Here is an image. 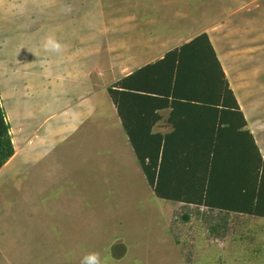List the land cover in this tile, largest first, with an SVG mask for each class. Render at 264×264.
<instances>
[{
  "label": "rangeland",
  "instance_id": "1",
  "mask_svg": "<svg viewBox=\"0 0 264 264\" xmlns=\"http://www.w3.org/2000/svg\"><path fill=\"white\" fill-rule=\"evenodd\" d=\"M53 28L104 73L120 49L143 62L205 31L264 161V0H0V57L19 58L7 67L23 73L1 102L15 116L27 110L10 120L14 152L0 168V264H80L93 251L106 264H264V217L154 195L132 147H121L110 75L93 83L102 114L93 109L66 139L33 145L47 115L35 122L40 108L29 102Z\"/></svg>",
  "mask_w": 264,
  "mask_h": 264
},
{
  "label": "trees",
  "instance_id": "2",
  "mask_svg": "<svg viewBox=\"0 0 264 264\" xmlns=\"http://www.w3.org/2000/svg\"><path fill=\"white\" fill-rule=\"evenodd\" d=\"M106 90L155 196L264 217V161L205 31ZM166 107L173 129L153 131ZM9 128L0 104V168Z\"/></svg>",
  "mask_w": 264,
  "mask_h": 264
},
{
  "label": "crops",
  "instance_id": "3",
  "mask_svg": "<svg viewBox=\"0 0 264 264\" xmlns=\"http://www.w3.org/2000/svg\"><path fill=\"white\" fill-rule=\"evenodd\" d=\"M51 34H56V29L54 30L53 28ZM56 36L59 37L58 39L65 37L67 38V41L66 38L65 40L63 39V41L61 40L62 43H65L67 45V48L62 54L58 56L57 55H52L49 57L47 56L48 58H44L37 63V67L39 68V70H36L37 72L35 75L37 76V80L39 81V88H38L39 95H37L39 97L37 98L35 96L36 99L32 98L31 102H29V105L31 104L40 108L36 111L38 113L34 115L35 118L32 117V119L35 122L39 123L38 121H40L44 115L45 116L47 115L46 118H44L43 120L44 122L42 121L43 124H41V126L37 130V133L39 135L35 134L34 132V134L37 135L35 136L33 142L34 146H42L45 145L46 142L52 144L53 143L51 142L52 138L56 142L61 139H66L68 133L78 130V128L83 124L84 118L86 120L89 112H92L93 109L96 110L97 112H99L98 110H100L101 114L104 112L105 101L102 97L98 98L99 96L98 93L103 90L101 86L100 89L95 90L93 87L94 82L97 84L103 83L104 82L103 80H105V75H107V77L108 75H110L112 79L110 84H113L122 77L131 74L136 69H139L140 67L148 63H153L156 60L161 59L164 56L165 52L185 42L184 41L182 43L165 47L163 50H161V52H159L155 56L147 59L145 58L146 60H144L143 62H138L139 60L137 59V52L136 53L134 52L132 54L126 51L128 54H125L124 49H123L124 51L121 53L122 49L117 48L120 49V51L118 50V52H115L116 54L114 56L115 60H113V62L111 63V69L110 70L107 69V71L109 70L111 73L110 72L104 73V71L102 72L101 69L99 68V66L102 65V63L98 64L97 62H95L94 65L87 67L86 66L87 55H85L83 59L82 58L78 59L73 54V50H72L73 42L71 38L67 37L66 35L65 37L63 35L60 36V34H57ZM78 45H79V49L83 51V48L80 46V44ZM117 49L115 48L114 51H116ZM151 49L152 47L150 49L147 48V50L145 51L147 52L148 50ZM148 53L151 52L148 51ZM96 56H98V53ZM124 56L125 58H123ZM15 59L16 62L14 64L19 65L20 59L19 58H15ZM15 59L6 58L5 60H2V58L0 57V102L2 100L6 102L7 99L5 98H7L8 95L12 96L13 92L17 93V90L19 89L17 84L15 85L13 84L17 80L16 78H19V76L20 78H22L23 73L21 72L16 73L12 69L11 70L8 69L7 67L13 65V61H15ZM74 60L83 61L84 66L86 67L82 68L81 66L79 69H74L73 68ZM18 98H20L19 95ZM110 105L112 106L113 113L115 114L114 122L116 124V128L119 131V136L123 138L122 141L123 145H121V147L127 146V148L130 149L131 145L129 143L128 136L122 127L121 120L117 115V111L112 101ZM1 106L3 107L4 104H2ZM25 111L27 110L25 109L21 110L20 108L17 109L18 115L16 114V116H19L20 113L21 117L19 116L18 118L20 120L21 119L24 120L26 118ZM170 111H171L170 107L162 108L157 111L160 117L153 125V131L167 133L173 129V125L169 120ZM4 112H5V117L8 120L9 126H11L12 124L10 121L11 119L12 120L16 119V121H18L15 116V113L11 108H8V106L7 108L4 109ZM41 115L43 116L41 117ZM121 130L124 131L125 135H123ZM123 142H125V144Z\"/></svg>",
  "mask_w": 264,
  "mask_h": 264
},
{
  "label": "clouds",
  "instance_id": "4",
  "mask_svg": "<svg viewBox=\"0 0 264 264\" xmlns=\"http://www.w3.org/2000/svg\"><path fill=\"white\" fill-rule=\"evenodd\" d=\"M68 11L71 9L69 8ZM40 47L44 53L58 56L66 50L67 45L62 43L55 34H49L42 39ZM80 264H106V260H102L99 252L93 251L86 253Z\"/></svg>",
  "mask_w": 264,
  "mask_h": 264
}]
</instances>
